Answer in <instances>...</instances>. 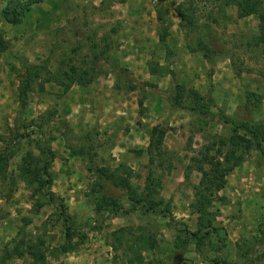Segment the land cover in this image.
<instances>
[{"label": "rangeland", "instance_id": "1", "mask_svg": "<svg viewBox=\"0 0 264 264\" xmlns=\"http://www.w3.org/2000/svg\"><path fill=\"white\" fill-rule=\"evenodd\" d=\"M27 2L0 0V34L8 45L0 51V150L6 161L0 173V255L22 238H41L43 263L26 254L11 264H112L125 257L118 237H142L152 242L138 243L142 264H264V146L251 150L217 190L210 210L217 214L218 234L180 244L174 226L197 227L190 207L201 177L197 166L207 168L209 157L226 149L219 139L230 135L232 125L224 116L264 124V53L252 40L261 34L258 16L238 17L234 4L219 11V1L194 0L217 50L210 61L197 48L199 32L183 29L180 22L186 21L175 11L192 0ZM5 7L23 11L18 23L2 16ZM103 38L111 46L107 59L95 62L92 81L66 92L53 82L43 89L35 83L21 105L17 88L26 65L47 62L58 71L68 57L90 61L91 44L100 49ZM193 92L213 99L206 113L190 107ZM154 126L168 152L160 166L161 158L149 164L147 153ZM42 143L53 152V204L33 181L44 162ZM117 167L123 175L131 170L130 183L139 192L152 169L161 181L159 206L168 203L171 216L137 209L97 213L104 192L130 206L126 191L100 186L98 175ZM24 168H30L27 176ZM57 203L76 231L66 253Z\"/></svg>", "mask_w": 264, "mask_h": 264}, {"label": "trees", "instance_id": "2", "mask_svg": "<svg viewBox=\"0 0 264 264\" xmlns=\"http://www.w3.org/2000/svg\"><path fill=\"white\" fill-rule=\"evenodd\" d=\"M41 0H28V5ZM214 3L219 1V11H224L225 6L234 4L237 7L238 17H245L248 15L256 14L259 20V26L261 34L252 38L253 44L256 47H262L264 53V3L262 0H212ZM194 0L189 3L187 7L182 9L181 5L176 6L175 11L181 17L182 21L180 26L183 29H192L199 32V38L197 39L196 45L198 50L203 51L210 61H213L217 50H215L208 41L205 28L207 24H201L199 17L196 15V7ZM26 9V8H25ZM187 11L189 13H187ZM23 11L16 10L14 8L5 7L2 10V16L11 23H18L21 19ZM21 13V14H20ZM213 19V20H212ZM211 21L215 22L216 18L213 17ZM202 26V29L200 30ZM106 41V38H103ZM214 39V38H213ZM91 55L90 61L86 60V56H81L79 59L70 58L63 60L58 71H51L48 67L47 62H40L36 64H28L25 66L24 73L21 76V81L18 85V99L22 106L26 105L27 97L33 88L35 83H38L40 89H43L44 84L53 82L57 84L62 92H66L74 84L83 85L93 80L96 73L95 62L100 59H107V53L110 49L111 44L106 41L104 45L97 49L96 44H91ZM8 48L7 42L3 39L0 34V51H4ZM77 49H73L72 52L76 54ZM193 104L190 105L193 110L199 113H206L208 111L209 103L213 102L211 97L202 96L196 92H193ZM174 103L178 104L175 100ZM227 121L232 125V130L227 138L219 139V144L226 148L223 151L219 149V155H211L207 160L208 167L204 168L203 164L197 166V169L201 172L199 183L195 186V198L191 202L190 207L194 213L197 214V227L191 231L187 228L178 227L177 224L174 226L177 228L178 234L176 236L177 241L180 244H188L189 242L200 243L204 239L210 237L213 234H218V228L214 222L216 219V212L210 210L213 203V199L219 190L225 183L228 173L236 166L242 163L245 156L251 150L263 151L264 146V124L256 121L249 120H236L233 117L224 116ZM163 138L159 133V128L154 126L151 130L150 140L147 146V153L149 154V164H153L155 158L160 157L161 160L156 164L160 166L163 162L164 156L168 155L167 150L163 146ZM41 151L44 156V162L41 167H37L33 172V181L36 182V190L43 191L48 202L53 204L55 202V196L52 191L49 190V186L52 180L51 173L49 171V165L53 159V152L50 147L41 144ZM6 161L2 150H0V173L4 171ZM30 169V168H29ZM27 168L23 169L24 175H28L30 170ZM124 174L120 168H114L107 170L102 174H99L100 186L103 188L104 185L107 187L115 188L122 191V195L128 194L130 200V206L124 208L120 203L119 199L114 195L102 193L96 200L95 211L97 213H128L132 210H139L141 213H162L164 217H170L171 213L168 207V203L160 208L159 205L164 203V200L159 197L158 189L161 181L156 178L153 174V170L150 169L146 176V182L144 190L142 192L137 191L130 183L129 176L131 170L128 168L124 169ZM56 203V202H55ZM38 207H41L39 204ZM58 210L57 217L62 220V225L65 228V234L67 242L62 244L61 252L66 253L74 248L72 244V235L76 233L75 228L69 222V216L65 213L62 204L56 205ZM115 234V232H114ZM121 239H124L121 241ZM118 245L121 246L125 243V257H120L118 260L114 259L112 264H142L143 256L138 245L139 242H145L149 247H152V242L148 241V238L142 237H121L117 238ZM44 240L36 238L33 240H19L12 248H5L0 255V264H11L10 259L13 257H22L26 254H30L35 262H44L46 260V254L42 248ZM114 248L117 249L119 246L113 244ZM53 253V252H52Z\"/></svg>", "mask_w": 264, "mask_h": 264}]
</instances>
